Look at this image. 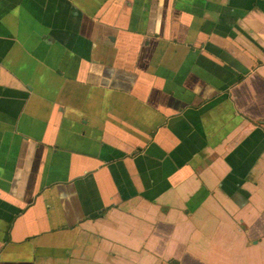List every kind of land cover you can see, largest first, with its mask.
<instances>
[{
	"label": "crops",
	"instance_id": "obj_1",
	"mask_svg": "<svg viewBox=\"0 0 264 264\" xmlns=\"http://www.w3.org/2000/svg\"><path fill=\"white\" fill-rule=\"evenodd\" d=\"M264 0H0V264H264Z\"/></svg>",
	"mask_w": 264,
	"mask_h": 264
},
{
	"label": "built area",
	"instance_id": "obj_2",
	"mask_svg": "<svg viewBox=\"0 0 264 264\" xmlns=\"http://www.w3.org/2000/svg\"><path fill=\"white\" fill-rule=\"evenodd\" d=\"M263 59H264V56H263Z\"/></svg>",
	"mask_w": 264,
	"mask_h": 264
}]
</instances>
